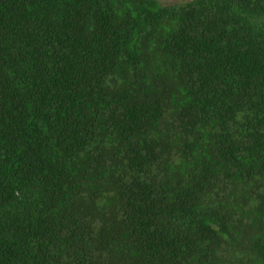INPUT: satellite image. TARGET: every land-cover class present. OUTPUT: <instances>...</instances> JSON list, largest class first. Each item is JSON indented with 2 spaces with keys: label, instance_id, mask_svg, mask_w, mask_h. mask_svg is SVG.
<instances>
[{
  "label": "trees",
  "instance_id": "obj_1",
  "mask_svg": "<svg viewBox=\"0 0 264 264\" xmlns=\"http://www.w3.org/2000/svg\"><path fill=\"white\" fill-rule=\"evenodd\" d=\"M0 264H264V0H0Z\"/></svg>",
  "mask_w": 264,
  "mask_h": 264
},
{
  "label": "rangeland",
  "instance_id": "obj_2",
  "mask_svg": "<svg viewBox=\"0 0 264 264\" xmlns=\"http://www.w3.org/2000/svg\"><path fill=\"white\" fill-rule=\"evenodd\" d=\"M160 4L165 5V6H172V5H177L183 3L185 0H156Z\"/></svg>",
  "mask_w": 264,
  "mask_h": 264
}]
</instances>
